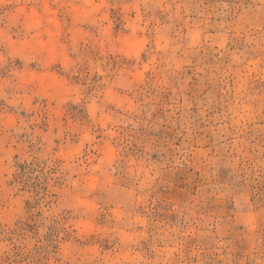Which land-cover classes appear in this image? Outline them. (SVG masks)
<instances>
[{"label":"clouds","instance_id":"1","mask_svg":"<svg viewBox=\"0 0 264 264\" xmlns=\"http://www.w3.org/2000/svg\"><path fill=\"white\" fill-rule=\"evenodd\" d=\"M0 264H264V0H0Z\"/></svg>","mask_w":264,"mask_h":264}]
</instances>
